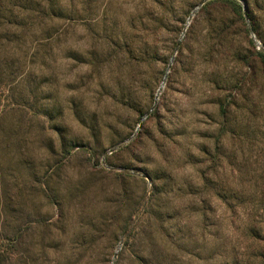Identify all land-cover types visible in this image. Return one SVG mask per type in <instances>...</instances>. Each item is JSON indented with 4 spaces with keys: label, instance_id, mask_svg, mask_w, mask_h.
I'll return each mask as SVG.
<instances>
[{
    "label": "rangeland",
    "instance_id": "rangeland-1",
    "mask_svg": "<svg viewBox=\"0 0 264 264\" xmlns=\"http://www.w3.org/2000/svg\"><path fill=\"white\" fill-rule=\"evenodd\" d=\"M236 1L0 0V264H264V0Z\"/></svg>",
    "mask_w": 264,
    "mask_h": 264
},
{
    "label": "trees",
    "instance_id": "trees-1",
    "mask_svg": "<svg viewBox=\"0 0 264 264\" xmlns=\"http://www.w3.org/2000/svg\"><path fill=\"white\" fill-rule=\"evenodd\" d=\"M223 3L228 4L238 16H242V8L236 0H222ZM215 2H210L213 5ZM262 63H264V54H260Z\"/></svg>",
    "mask_w": 264,
    "mask_h": 264
}]
</instances>
